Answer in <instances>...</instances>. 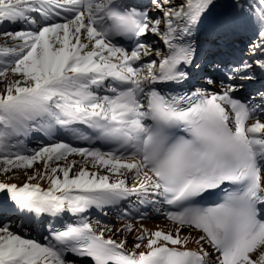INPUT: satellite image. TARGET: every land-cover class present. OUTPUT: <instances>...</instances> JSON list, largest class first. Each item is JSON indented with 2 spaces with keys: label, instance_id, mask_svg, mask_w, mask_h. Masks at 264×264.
<instances>
[{
  "label": "snow or ice",
  "instance_id": "1",
  "mask_svg": "<svg viewBox=\"0 0 264 264\" xmlns=\"http://www.w3.org/2000/svg\"><path fill=\"white\" fill-rule=\"evenodd\" d=\"M215 6L216 0H148L143 6L0 0V25L18 26L0 31V171L26 176L22 184L0 181V194L18 218L80 217L60 228L49 225L43 243L23 235L26 224L0 223V264H75V258L264 264V90L237 96L257 70L264 73V0L234 2L233 12L211 18ZM206 23L208 44L222 52L251 30L247 59L212 61L214 69H227L218 91L162 94L158 85L183 82L201 68L198 33ZM114 37L135 44L129 49ZM152 56L159 62L143 63ZM206 82L216 84L210 76ZM58 128L111 150L60 139L29 151L20 139L34 132L52 137ZM38 162L42 169L35 168ZM44 180L47 189L33 183ZM216 190L225 193L222 202L201 203ZM122 202L170 206L165 218L174 228L150 231L128 222L113 229L98 221L94 226L84 215ZM132 212L144 218L132 208L120 216Z\"/></svg>",
  "mask_w": 264,
  "mask_h": 264
},
{
  "label": "bare ground",
  "instance_id": "2",
  "mask_svg": "<svg viewBox=\"0 0 264 264\" xmlns=\"http://www.w3.org/2000/svg\"><path fill=\"white\" fill-rule=\"evenodd\" d=\"M129 3L133 4H139V5H146L148 0H127ZM234 2H241V0H216V6L212 10L211 18H215L216 16L230 13L234 11L233 3ZM250 3L253 5L256 0H249ZM151 12V9H148ZM251 35L253 36V32L251 30L248 31H242L240 34V37H246ZM208 37H209V28L207 23L201 26V30L198 33V40L200 42V51H201V59L200 69L193 68L190 72V81L192 83H197V86L195 89L205 90L208 92L218 91L220 88V81L224 78V72L227 71V69H224L221 66V70H216L212 67V61L216 60L219 64V61H236L241 56L244 58L245 52L242 51V46L239 42V37L236 39L234 44H231L228 48H225L223 52L220 49H217L215 47H212L208 44ZM153 42V41H152ZM113 43L122 45L126 48H131L135 44V39H130L128 37H114ZM154 43V42H153ZM158 45V48L160 51H166V46L163 44V42L158 39L156 43ZM226 53V54H224ZM152 57H145L143 59V63H147ZM205 57H207V63H205ZM248 57V56H247ZM158 59L157 63L159 62V57H156ZM247 59V58H246ZM140 62H137L139 65ZM211 77L213 80L216 81L215 86H211L206 82L207 77ZM257 78V79H255ZM255 78L252 82L247 83L246 87L243 91L237 94L238 97H248L250 92L254 93L253 97L256 96L257 90L261 89L264 90V73L260 72L259 70L255 73ZM257 80V82L254 83V81ZM227 81H225L226 83ZM254 83V84H253ZM167 84V83H165ZM162 85V84H160ZM157 86L158 87L160 86ZM103 94V93H102ZM74 127H79L81 131H88L86 129V126L82 125H74ZM26 149L31 151L32 149L39 148L41 146L49 144L48 142H55L57 140L63 139L65 142L72 143L73 146L76 147H97L100 148L102 151H108L110 147L108 145L103 144L102 142L96 141L94 144H90L86 141H78L71 137L70 133H67L63 129L57 130L54 136L48 137L44 135L43 133L34 132L31 133L28 137L20 138ZM15 143V140L13 141ZM15 151V149H13ZM70 159H76L79 160V156H73L70 157ZM43 164L42 162H38L35 164V168L42 169ZM103 173V169H100ZM29 174H31V170H28ZM26 180V176L24 175L23 171H20L19 173L13 171L8 172L5 174L3 171H0V181H5L9 183H17L22 184ZM39 182L41 186L45 189H47L48 181H33V183ZM132 200H135V198H132ZM11 204L10 200H6L3 196V194H0V223L4 224H14L17 226V228H20V225H28L26 228L20 229L28 238L37 239L39 242L43 243L46 242V239L48 238V226H52L55 228L62 227L63 224L77 222L80 217L74 216L71 213H67L62 215L60 218L51 217L47 214L42 215L40 217H35L34 219H29L27 216L23 218H18L17 214L13 211V208L9 205ZM128 208L136 209L137 211L141 210V214L143 215V219L140 218V216L135 215L136 212H132L131 215L134 217L131 218V223L134 225V228H140L141 225L143 227L147 228L150 231H155L157 228H162L166 230H172L174 226L171 224L170 221H168L164 214H163V207L162 204H155V205H146V206H139L135 203L128 202L125 204L122 202L119 206H106L103 211L99 209H90L87 213H85V216H92L94 222H99L100 226L107 225L108 227H111L113 229L120 227L122 224H124V217L123 219L120 216V213L122 211L127 210ZM32 215V214H29ZM106 221V222H105ZM94 225V224H93ZM58 226V227H57ZM188 230L184 229L182 231V235L187 234ZM114 238L117 239H123L124 237L117 234L114 236ZM128 244L127 248L131 250L133 248V235H128ZM190 247H195L194 244L190 245ZM71 259V258H69ZM75 264H81L78 261L75 260Z\"/></svg>",
  "mask_w": 264,
  "mask_h": 264
},
{
  "label": "rangeland",
  "instance_id": "3",
  "mask_svg": "<svg viewBox=\"0 0 264 264\" xmlns=\"http://www.w3.org/2000/svg\"><path fill=\"white\" fill-rule=\"evenodd\" d=\"M147 4H148V2H147ZM254 4H256V2H254ZM247 5H245V7H246ZM149 9H151L150 7H149ZM23 28L24 29H27L28 28V25L27 24H24L23 25ZM33 28H35V26H33ZM14 29H17L18 30V26H15V25H12V24H10V23H4L3 25H0V31H3V30H8V31H13ZM248 38L249 37H252L251 35H248L247 36ZM248 38H246V37H239V41H241V39H242V42H239L240 44H241V46H242V51L244 50V48H245V45L248 43ZM148 39L150 40V41H153L154 43H156L157 42V40L159 39V37H157V36H154V35H150L149 37H148ZM3 40V38L2 37H0V41H2ZM243 52H245V51H243ZM249 55V53H247V52H245V59L247 58V56ZM152 59H155V60H157L158 61V59L156 58V57H154V58H151V60ZM134 66H138V64L137 65H134ZM255 79H257V78H255ZM255 82H257V80H255L254 81V83ZM253 83V84H254ZM254 95V93H251V96H253ZM48 143H52V142H48ZM87 218L89 219V222H91V223H93L94 224V226L96 225V222H94L93 221V218L94 217H92V216H87ZM131 218H132V216H129L128 218H124V223H128V222H131ZM106 222V221H105Z\"/></svg>",
  "mask_w": 264,
  "mask_h": 264
}]
</instances>
